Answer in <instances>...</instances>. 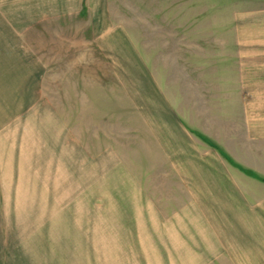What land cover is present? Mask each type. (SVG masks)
Returning a JSON list of instances; mask_svg holds the SVG:
<instances>
[{
    "label": "rangeland",
    "instance_id": "374dc122",
    "mask_svg": "<svg viewBox=\"0 0 264 264\" xmlns=\"http://www.w3.org/2000/svg\"><path fill=\"white\" fill-rule=\"evenodd\" d=\"M241 10L264 0H0V264L100 262L110 199L186 181L174 120L264 136Z\"/></svg>",
    "mask_w": 264,
    "mask_h": 264
},
{
    "label": "crops",
    "instance_id": "0c3cea01",
    "mask_svg": "<svg viewBox=\"0 0 264 264\" xmlns=\"http://www.w3.org/2000/svg\"><path fill=\"white\" fill-rule=\"evenodd\" d=\"M239 13L238 45L264 46V10ZM1 34L0 24V55ZM186 121L184 128L174 120L184 139L172 148L186 159L177 171L186 181L173 184L164 198L110 199L107 213L121 218L122 228L106 232L104 258L99 262L93 253L87 264H264V166H257L264 162V136L251 124L247 135L235 129L226 143L216 130Z\"/></svg>",
    "mask_w": 264,
    "mask_h": 264
}]
</instances>
